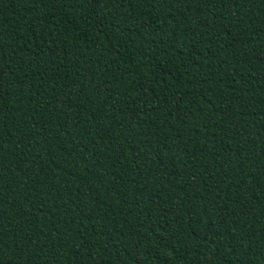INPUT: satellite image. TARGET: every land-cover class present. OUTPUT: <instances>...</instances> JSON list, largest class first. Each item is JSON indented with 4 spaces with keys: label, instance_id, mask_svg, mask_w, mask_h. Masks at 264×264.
<instances>
[{
    "label": "trees",
    "instance_id": "1",
    "mask_svg": "<svg viewBox=\"0 0 264 264\" xmlns=\"http://www.w3.org/2000/svg\"><path fill=\"white\" fill-rule=\"evenodd\" d=\"M0 264H264V0H0Z\"/></svg>",
    "mask_w": 264,
    "mask_h": 264
}]
</instances>
